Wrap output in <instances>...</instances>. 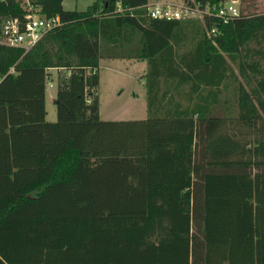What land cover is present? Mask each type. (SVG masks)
I'll return each mask as SVG.
<instances>
[{"label":"trees","instance_id":"trees-1","mask_svg":"<svg viewBox=\"0 0 264 264\" xmlns=\"http://www.w3.org/2000/svg\"><path fill=\"white\" fill-rule=\"evenodd\" d=\"M148 1L0 0V23L62 21L0 43V264H264V12L152 18ZM104 57L147 61L146 117H101Z\"/></svg>","mask_w":264,"mask_h":264},{"label":"rangeland","instance_id":"rangeland-1","mask_svg":"<svg viewBox=\"0 0 264 264\" xmlns=\"http://www.w3.org/2000/svg\"><path fill=\"white\" fill-rule=\"evenodd\" d=\"M232 0H226L231 3ZM93 0H64L66 9L84 10ZM243 13L264 12V0H239ZM146 63L139 62L138 68L131 59L101 58L100 84L98 88L100 113L105 120L136 119L147 116L146 88L141 73ZM58 70H52V78L46 88L47 120L57 119L56 76ZM52 83V85H50Z\"/></svg>","mask_w":264,"mask_h":264},{"label":"built area","instance_id":"built-area-1","mask_svg":"<svg viewBox=\"0 0 264 264\" xmlns=\"http://www.w3.org/2000/svg\"><path fill=\"white\" fill-rule=\"evenodd\" d=\"M238 3L239 0H232L231 3L215 5L216 14L225 21L239 16L241 11ZM143 6L146 8L147 15L152 18L184 19L194 16L202 17L212 12L210 5L201 7L197 3L192 4L185 0H149ZM60 24L62 21L59 15L46 16L28 12L23 18L5 17L0 23V43L29 50L46 33ZM215 30L216 28L213 29ZM14 71L15 67L12 66L8 73ZM6 75H0V82Z\"/></svg>","mask_w":264,"mask_h":264},{"label":"crops","instance_id":"crops-1","mask_svg":"<svg viewBox=\"0 0 264 264\" xmlns=\"http://www.w3.org/2000/svg\"><path fill=\"white\" fill-rule=\"evenodd\" d=\"M94 1V0H93ZM122 59H131L134 61V65L136 66L135 70L138 68L139 66V62H144L146 63L144 68H143V72L141 73L142 75V80H143V83L145 85V74H146V71H147V67H148V64H147V61L146 60H142V59H137V58H122ZM99 74H100V70H99ZM146 88V86H145ZM146 96V95H145ZM146 105H147V99H146Z\"/></svg>","mask_w":264,"mask_h":264},{"label":"water","instance_id":"water-1","mask_svg":"<svg viewBox=\"0 0 264 264\" xmlns=\"http://www.w3.org/2000/svg\"><path fill=\"white\" fill-rule=\"evenodd\" d=\"M194 18H200V16H194Z\"/></svg>","mask_w":264,"mask_h":264}]
</instances>
